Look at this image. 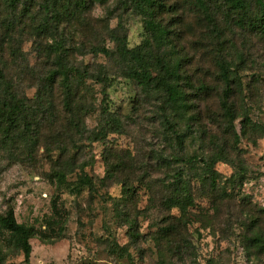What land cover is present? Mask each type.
Returning <instances> with one entry per match:
<instances>
[{
	"label": "rangeland",
	"instance_id": "1",
	"mask_svg": "<svg viewBox=\"0 0 264 264\" xmlns=\"http://www.w3.org/2000/svg\"><path fill=\"white\" fill-rule=\"evenodd\" d=\"M162 2L157 51L128 0H0V69L27 115L0 134V215L31 230L30 264H264V38L230 28L221 0H206L216 29L185 0ZM136 47L181 58L188 110L126 77L119 54ZM216 57L236 76L229 112ZM175 180L184 217L162 205ZM7 237L0 264H25Z\"/></svg>",
	"mask_w": 264,
	"mask_h": 264
},
{
	"label": "trees",
	"instance_id": "2",
	"mask_svg": "<svg viewBox=\"0 0 264 264\" xmlns=\"http://www.w3.org/2000/svg\"><path fill=\"white\" fill-rule=\"evenodd\" d=\"M13 1V0H11ZM193 7H196L205 17L208 19V23L216 29L214 24V18L210 15L208 7H206V0H185ZM224 7L227 9V13L232 15L229 27H237L243 31L250 33L255 36L264 38V0H221ZM131 4L133 11L136 14L141 15L145 18V28L151 34V38L154 40L157 51L167 45L168 40V30H166L160 23L156 20V15L159 13V9L164 7L162 0H128ZM215 2V0H214ZM60 46V45H59ZM101 53H106V50H100ZM135 53V54H134ZM129 54V55H128ZM119 57L121 60L127 63V78L134 79L137 82H141L144 85L154 87L157 90H161L164 93V108L184 107L186 110L189 109L186 102V93L184 90V84L181 83V58L171 60L165 52L162 55L158 53L153 54L149 50L143 47H136L129 50L127 53H120ZM154 60L160 67L161 75L152 76L146 69L147 60ZM215 64L220 73V78L223 81L225 87L224 94L221 98L222 107L225 108L226 112H229L225 100L228 98L232 90V81L235 79V75H230V69L227 63L222 57L215 58ZM64 64L60 62L59 66L62 67ZM63 74V70H58L50 73L49 83L53 84L55 82L54 77L57 74ZM88 73V72H85ZM87 75V74H85ZM88 75H90L88 73ZM91 79H97L99 83L104 82L103 74L98 73L97 77L88 76ZM188 81V79H187ZM202 89H205L203 86ZM72 94L69 89L64 92V100L68 103ZM225 99V100H224ZM24 106L20 100H18L16 94L10 90L8 82L5 77V73L0 69V134L1 137H6L14 133L17 129V124L19 121H25L27 118L26 113H24ZM164 110V109H163ZM30 123L26 122L25 128L28 127ZM19 127V126H18ZM24 128V129H25ZM23 130L20 132V136L23 135ZM175 140L177 143H181L178 135H175ZM4 139V138H3ZM6 141V140H5ZM215 160H205L204 166L207 167L209 173L211 174V183L214 184L217 174L211 170ZM57 178V183L62 185L64 183V175L59 174L55 176ZM174 193L171 197L163 201L162 205L166 209H176L181 217L186 216L187 209L192 205L191 195L189 194L186 184L174 181ZM164 208V207H163ZM134 222L129 225L130 237L136 238L137 234L134 230ZM0 231H5L8 233L6 239L7 242L15 244V247L19 249L23 257V262L25 264H30L31 246L29 240L32 238V232L29 228L23 224L17 223L14 219L12 209H8L4 215H0ZM164 236L170 238L173 242H176L172 237L174 232L170 229H163ZM169 240V241H171ZM252 244H259L262 242L260 238L254 237L251 240ZM259 250L263 246H255Z\"/></svg>",
	"mask_w": 264,
	"mask_h": 264
}]
</instances>
